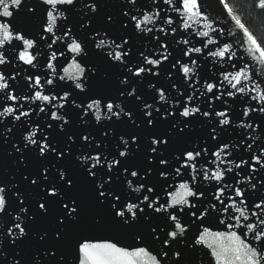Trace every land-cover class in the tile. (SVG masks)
I'll list each match as a JSON object with an SVG mask.
<instances>
[{
  "label": "snow or ice",
  "instance_id": "6c2138e0",
  "mask_svg": "<svg viewBox=\"0 0 264 264\" xmlns=\"http://www.w3.org/2000/svg\"><path fill=\"white\" fill-rule=\"evenodd\" d=\"M111 7L0 0V66L15 69H0L2 99L13 105L0 103V117L12 118L0 121V144H11L19 175L0 177V249L14 250L6 264H264V39L228 0ZM255 7L264 10V0ZM178 31L201 46L176 39L175 57L167 37ZM201 55L218 82L201 84ZM17 61L44 69L26 72L19 90L10 84L24 71ZM225 95L255 102L246 101L239 123L212 106ZM199 118L214 149L206 141L174 149ZM230 128L243 129L236 145L218 139ZM233 147L247 157L237 163ZM88 225L130 232L131 242L84 235Z\"/></svg>",
  "mask_w": 264,
  "mask_h": 264
},
{
  "label": "water",
  "instance_id": "95a60500",
  "mask_svg": "<svg viewBox=\"0 0 264 264\" xmlns=\"http://www.w3.org/2000/svg\"><path fill=\"white\" fill-rule=\"evenodd\" d=\"M117 0H106V3L109 5V8L107 10L109 11H113L115 12V8L114 7H111L112 5L116 4ZM160 2L162 3V0H160ZM217 3H218V0H217ZM165 8H167V5H164ZM208 11L213 15V16H216V11H213V9H208ZM220 12H222V8L219 9ZM162 15H173L175 16L174 13H171V12H168V13H162ZM218 19L220 17H217ZM0 19H4V18H0ZM223 19H224V22H225V26H230L231 29L233 31H237L234 23L229 19L227 18V14L224 13L223 14ZM161 26L160 22L158 21L157 22V27ZM165 27H168L166 25H164ZM176 25H172V27H175ZM214 26H220V25H214ZM38 29L36 28H33L32 29V32H37ZM161 36H163L162 33H160ZM181 38H189L193 44H195L196 46H201L199 43H197V40L195 37H188L186 33H183V32H179L176 34L175 38H173L172 36H168L167 39L169 40L170 42V49L174 52V56L175 57H180L181 53L178 49V46L176 45L175 43V40L176 39H181ZM43 42H41V45H42ZM143 44L145 46H147V41H144ZM40 45H38L39 47ZM136 46L137 47H141V43L140 42H136ZM180 47H186L184 45H181ZM71 55V54H69ZM205 55H206V51H205ZM193 58H195V54H193ZM39 59H43L42 57L39 58ZM62 59V58H61ZM199 64H200V68L198 69V72H199V75L200 77L202 78L201 79V84L204 82V80H207L208 77H214L213 80H208V82H218L219 79H221L218 75H215V67L213 66V62L211 61V58L208 59V61H205V56L204 55H201L199 57ZM18 67L20 69H23L24 71L21 72V75L20 77H17V80L16 81H10V84H14L17 86L18 90L19 89H22L23 88V84L26 83V81H23L21 79V77L28 71H44V69H32L30 66H26V65H23V64H20L18 61L16 62ZM66 66V65H64ZM0 69H4L6 70L7 72L9 73H12L15 71V69H12L10 66H0ZM168 69V65L167 63L165 64L164 66V71L166 72ZM60 69H58L59 71ZM61 74H63L61 72ZM173 76H174V79H177V83L179 84V86L183 87L182 84H180V78H177L175 77V73H173ZM151 79H155V78H151ZM195 79V77H194ZM68 84H71L72 82L71 81H68L67 82ZM159 83L160 84H163L165 87H167L168 85V81L165 79L164 75L161 76L160 80H159ZM198 87L201 86V85H197ZM46 89H47V86H46ZM24 91H27V89H24ZM142 91H145L147 92V88H146V85L144 87V89H142ZM227 91V89H226ZM189 92H191V89H189ZM45 94H47V91H45ZM114 94V92H113ZM219 94V93H217ZM208 95H211V94H208ZM3 97V93H0V103H5L6 106H13L11 104L10 101H3L2 99ZM146 98L149 100V102H151V96L150 95H146ZM204 100V97H201V101ZM201 101H197V103H200L201 104V107L202 108H206L207 105L205 103H202ZM255 103L254 101H250V100H247L246 97H242V96H239L237 95L235 98H229L227 95H225L222 100L220 101H215L213 103V107H215L217 110H224V111H227L229 112L230 116L233 118V120L236 122V123H239L240 120L237 119V117L239 116V114L242 112V109L243 107H246L247 106V103ZM21 103H23V101H21ZM36 103H40V102H36ZM134 106V105H133ZM259 107V105H257ZM27 107V105H26ZM32 107H35V104L32 105ZM0 111H2V108H0ZM18 114V113H17ZM251 115H258L256 113H253ZM12 119L11 117H7V116H4V117H0V121H7V120H10ZM24 120H27L28 118L27 117H24L22 118ZM33 120L35 119H38V117L36 116H33L32 118ZM203 118H199L198 120L194 121L193 122V125H192V130L190 132V135L185 137L181 142L179 143H176L173 145L174 149L176 150H179V149H182L183 147H188V146H195L196 144L198 143H204L205 141L207 142V146L210 148V149H214L215 145H216V142L215 141H211V140H208L207 139V136H208V133L207 131L205 130L206 128H210V124L209 125H204L201 123V120ZM240 119H243L242 117H240ZM15 123H19V122H15ZM119 131H128L129 129H127L126 127L124 126H120ZM23 131L22 128H17L16 129V138L18 139L19 136H20V133ZM243 131V129H240V128H235L234 131L230 128L228 131L226 132H221V133H218V139L219 140H223V141H228L230 144L232 145H236L237 143H239V133ZM256 134H252V137L253 139L250 140L249 142H253L254 143V147L257 146L255 140H254V137H255ZM241 147H244V145H241ZM8 151H11V144L9 143L7 145V147L5 148V146H3L2 144H0V177H3L5 179H7L8 177H14L15 179H19V175L17 174V170H16V167L13 166V161L15 160V154L11 157H9L6 153ZM230 151H233V152H236L237 153V159H236V162L239 163V157L241 155H243L245 158L247 157V152H238L237 149L235 147L231 148ZM143 155V153H141V156ZM31 167V166H30ZM236 171H239V170H236ZM5 173H7V175L5 176ZM155 179V178H154ZM190 179V177H189ZM238 179H242V177H239ZM179 180V178H178ZM242 186H245V185H242ZM235 214V213H233ZM84 235H89V236H114L118 239L121 240L122 243H130L131 242V233H119V232H116L108 227H100V228H97V227H93L91 225H88L85 229H84V232H83ZM0 251H4V254H5V260L4 261H0V264H6V260L8 258H11L13 255H14V250L11 249V248H6V249H0ZM60 254H69V250L67 248L63 249L61 253H58V255Z\"/></svg>",
  "mask_w": 264,
  "mask_h": 264
},
{
  "label": "trees",
  "instance_id": "16d2710c",
  "mask_svg": "<svg viewBox=\"0 0 264 264\" xmlns=\"http://www.w3.org/2000/svg\"><path fill=\"white\" fill-rule=\"evenodd\" d=\"M238 15L258 40L264 39V10L255 7L258 0H228Z\"/></svg>",
  "mask_w": 264,
  "mask_h": 264
}]
</instances>
